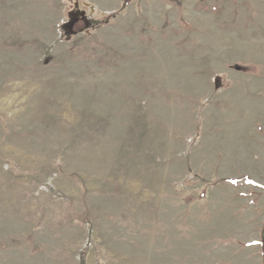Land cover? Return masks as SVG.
Returning <instances> with one entry per match:
<instances>
[{"label": "rangeland", "instance_id": "374dc122", "mask_svg": "<svg viewBox=\"0 0 264 264\" xmlns=\"http://www.w3.org/2000/svg\"><path fill=\"white\" fill-rule=\"evenodd\" d=\"M0 264H264V0H0Z\"/></svg>", "mask_w": 264, "mask_h": 264}]
</instances>
